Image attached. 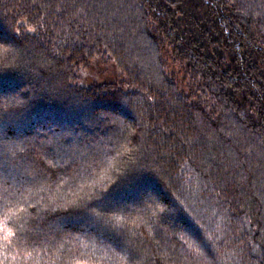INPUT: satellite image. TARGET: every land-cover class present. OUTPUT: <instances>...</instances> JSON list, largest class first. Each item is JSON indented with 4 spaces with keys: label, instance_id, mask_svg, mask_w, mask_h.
I'll return each instance as SVG.
<instances>
[{
    "label": "trees",
    "instance_id": "1",
    "mask_svg": "<svg viewBox=\"0 0 264 264\" xmlns=\"http://www.w3.org/2000/svg\"><path fill=\"white\" fill-rule=\"evenodd\" d=\"M0 37V264H264V0H0Z\"/></svg>",
    "mask_w": 264,
    "mask_h": 264
},
{
    "label": "rangeland",
    "instance_id": "2",
    "mask_svg": "<svg viewBox=\"0 0 264 264\" xmlns=\"http://www.w3.org/2000/svg\"><path fill=\"white\" fill-rule=\"evenodd\" d=\"M96 57L89 66L78 70V83L83 87H91L103 83H123L125 76L116 67L113 61ZM124 88L125 85H123Z\"/></svg>",
    "mask_w": 264,
    "mask_h": 264
},
{
    "label": "snow or ice",
    "instance_id": "3",
    "mask_svg": "<svg viewBox=\"0 0 264 264\" xmlns=\"http://www.w3.org/2000/svg\"><path fill=\"white\" fill-rule=\"evenodd\" d=\"M0 39H3V37H0ZM4 52L7 54L8 50L4 49ZM117 195L116 190H113L108 196L98 198L97 203L89 205L91 215L95 218L97 224L101 226L111 224L113 220L118 218V213L125 211L120 200L117 199ZM203 243L201 241V244Z\"/></svg>",
    "mask_w": 264,
    "mask_h": 264
}]
</instances>
